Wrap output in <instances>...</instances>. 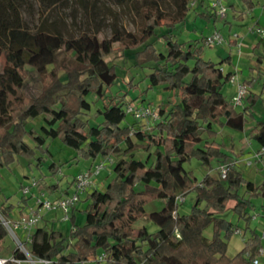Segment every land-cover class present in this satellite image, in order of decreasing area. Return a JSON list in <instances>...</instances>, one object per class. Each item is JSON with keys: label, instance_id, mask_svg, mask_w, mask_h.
<instances>
[{"label": "trees", "instance_id": "trees-1", "mask_svg": "<svg viewBox=\"0 0 264 264\" xmlns=\"http://www.w3.org/2000/svg\"><path fill=\"white\" fill-rule=\"evenodd\" d=\"M34 1L47 10L65 0ZM112 1L134 8L139 16L136 31L114 26L110 38L89 32L66 35L55 20L43 18L37 25L28 24L23 11L29 0H0V169L10 166L17 156L36 157L37 166L45 154L51 156L43 142L31 145L26 140L37 133L28 122L44 114L54 134L49 135L46 125L38 128L50 137L61 135L75 149V161L90 159L91 166L98 156L111 157L113 172L102 188L86 193L83 223H75L76 205L71 206L72 225L67 234L42 216L27 241L29 252L49 260L47 264H81L101 252L105 259L89 264H251L263 238L249 226V209L255 207L253 197L264 199V177L259 183L246 178L227 160L223 143L214 136L215 126H226L255 139L259 147L254 153L264 147V119H255L253 112L264 94V70L260 91L247 89L237 109L222 91L233 76L222 67L231 63L230 55L217 62L204 58L205 35L186 38L175 32L196 0ZM242 1L248 9L257 3ZM60 49L63 56L55 62ZM116 51L124 56L130 52L136 67L149 69L142 76L148 80L147 89L161 87L166 92L156 105V118L145 126L132 113L133 118L123 123L130 102L128 91L111 92L118 66L106 57ZM31 79H38L39 86L27 92ZM91 95L101 102L96 121L89 116L95 101L89 99ZM248 119L253 125L245 129ZM140 150L144 158L137 157ZM190 157L205 164L215 158L226 165L225 178L206 173L197 180L183 166ZM253 158L262 161L264 151ZM47 167L51 173L59 169L54 161ZM36 183L57 188V183L46 185L43 179ZM188 192H194L191 208L179 213L176 198ZM153 199H162V206L146 211L144 206ZM14 207L2 200L0 214L9 216ZM227 210L244 220L243 231L223 215ZM261 210L264 215V203ZM139 216L155 223L157 229L135 227ZM208 226L210 236L204 233ZM236 228L241 234L248 229L250 233L242 247L228 256V241ZM7 234L0 220V256L7 257L3 264H29L9 258H24L16 246L6 256Z\"/></svg>", "mask_w": 264, "mask_h": 264}, {"label": "rangeland", "instance_id": "rangeland-1", "mask_svg": "<svg viewBox=\"0 0 264 264\" xmlns=\"http://www.w3.org/2000/svg\"><path fill=\"white\" fill-rule=\"evenodd\" d=\"M214 1L215 0H202V2H200V0H196V2L193 4L194 6L190 9L187 16L189 19L187 20L189 21L188 26L193 28L192 31L195 33V35H209L213 31H219L223 37L220 43L213 45L204 44L203 57L210 58L211 60L217 62L223 57L227 56L229 53L239 55L241 57L238 68H245L246 71H250V59L254 60L256 63L254 74L258 71V76L253 79L249 89L247 86V89L253 92H259L263 82V44L261 46L257 45L249 51H242L236 45H229L230 43L228 40H230L229 33L241 30L245 33L247 32L248 36L245 38H239V40L243 41L248 47H251L252 41H257V36H259L262 41L264 40V36L255 30H249L248 25L252 24L253 21L251 16L246 15L240 19L233 16L234 11L239 12L240 10L247 9V6L242 0H223V2L226 4V12L224 16L216 14L215 11L219 8V5L217 4V6L214 8ZM255 1L258 3V5H260V7L262 5L264 6V0ZM28 4L29 5L23 11V18L26 22H28V24L33 26L37 25L43 18H47L49 21L55 20L59 28L64 31L66 35L76 36L81 32H89L95 33L100 38H110L112 36V28L114 26H119L120 28L129 31H136L138 29L139 16L137 15L134 8L130 6L125 8L119 4H116L112 0H65L63 2L57 3L47 10H41V7L34 0H29ZM203 11H210L213 12V14L210 16L203 15L201 14ZM224 18H227L228 20H225ZM227 21L231 22V30L228 29ZM184 26L185 24L183 23L182 26L178 25L175 27V32L179 37H183L184 35L180 30V28H183ZM127 54L128 55L124 56L121 55L120 52L116 51L106 57L107 59L112 60L118 66V76L115 79V83L111 87V92L122 94L125 90H127L128 93L126 97L130 99L132 104L156 106L161 101V99L165 98L166 92L161 87L147 89L146 86L148 80L146 78H142V76L148 72L149 69L146 67H136L134 65L132 54L130 52ZM62 56L63 49H60L56 53L55 62L59 61ZM2 63L3 58L0 57V68ZM48 67H51V65ZM238 68H235V65H233V67L230 69L236 70ZM236 71L237 76L239 75L238 77L240 79L247 77L245 74L241 75L238 70ZM248 74L249 77L251 73L248 72ZM239 78H232V80L230 79V81L226 82L223 86L222 91L227 99L230 100L232 95L235 93L236 84L238 83L235 82V79ZM129 80H131V84H137V86L134 88L130 87L131 84H128ZM38 86V79H31L28 82L26 90L27 92H33ZM89 99L95 100L92 104L93 106L89 116L92 118V120L96 121L98 120L96 109L97 107L101 106V102L96 99L94 95H91ZM235 106L237 109H239L242 106V103ZM253 112L255 119H264V94L262 95V99L254 105ZM43 116L44 114H41L28 122V124L36 127L37 133L33 139L26 138V140L31 145H35L38 142H43L44 146H48L51 156L45 154L41 160V164L38 166L35 165V162L38 160L36 157L27 158L24 156H17L16 160L10 166L0 169V201L4 200L11 202L15 204L16 207L22 203L20 208L24 214H27L31 208H36L37 203L35 196L39 191V187L48 197H58V195L65 193L64 189L70 184L73 176H75L76 173L86 170L90 166V159L85 160L79 158L77 161H75V158H73L76 155L75 149L64 143V141L61 139V135L50 137L51 134H54V126L46 125ZM132 118L133 116L131 113H127L126 119L123 121V123H126L127 120H131ZM247 121H249V119ZM41 125L47 126L50 136L47 134L45 135L43 130L38 128ZM215 128L217 132L215 133L214 137L217 141L223 143V150L228 154L227 160L231 162V160H233V156L240 154V150L242 149L246 157H251L252 164L247 165L246 163L237 162L234 163V166L239 171H241L246 178L251 179L255 183H259L264 177V158H262V161H259L257 159L254 160L252 156L254 154L255 148L259 147L256 140L252 138L247 142L246 138L244 139L243 136H240V132L226 126H215ZM249 151L251 152V155H249ZM136 154L138 158H144L146 155L142 150L137 151ZM118 156L119 154L116 156L114 155L112 158L115 159ZM101 159L103 158L98 156L93 161L92 165ZM51 161H54L59 165V169L55 173H51L50 170H48L47 166ZM183 166L185 169L190 170L197 180H200L206 173H209L215 177L219 176V163L215 158H211L209 164H205L197 157H190L183 163ZM112 175L113 172L111 171L110 166L105 164L101 168L97 177L100 188H102L105 182L110 179ZM32 179H43V182L46 185L57 183V188L52 189V187H43L41 183L38 186H32L31 190L33 194L27 193L25 196H23L21 192L22 185L30 183ZM68 189L69 191L72 189V184ZM85 196L86 193L81 194L80 200L76 205L75 223L77 224L84 222L85 214L83 208L86 205ZM193 200L194 192H188L185 194L179 203L178 212L187 213L191 208ZM252 202L254 203L255 207L249 209V226L250 228L255 229L260 235V232L264 226V215L261 210V204L264 203V199L261 197H253ZM24 203H26V206H24ZM162 203V199H153L146 203L144 208L146 211L159 209L162 206ZM47 212H49V223H51L53 220V226L60 228L64 234H67L69 228L72 225L70 220V209L68 211V217L65 220L61 219L62 212H60L58 209L56 211L57 215L54 214L55 211ZM40 213L44 214V210H40ZM12 214L13 211L10 212L8 217L11 218ZM223 215L238 225L242 231L244 230V220L242 218H238L237 215L231 210H227L223 213ZM140 225H145L148 231H155L157 229V225L155 223L150 220H146L143 216L135 217L134 226L138 227ZM16 231L19 235H21L18 229ZM204 233L207 236H210L211 227L208 226L204 230ZM249 233V229L245 234L234 233L228 241L226 254L228 256L234 255L242 247L244 237H247ZM14 246L15 242L8 233L3 242V248L6 250V256L9 255L10 249ZM258 258L260 260V264H264L261 259V254H259Z\"/></svg>", "mask_w": 264, "mask_h": 264}, {"label": "built area", "instance_id": "built-area-1", "mask_svg": "<svg viewBox=\"0 0 264 264\" xmlns=\"http://www.w3.org/2000/svg\"><path fill=\"white\" fill-rule=\"evenodd\" d=\"M219 5V8L215 11L217 15L224 16L226 12V4L223 0H215L213 2V7L215 8ZM250 29H253L264 36V28L261 26H252ZM223 37L219 31H213L209 35H205L204 37V44L206 45H213L216 43H220ZM247 91V85L244 82H238L236 84L235 93L232 95L230 101L234 104L242 103L243 97L245 96ZM126 111L128 113H132L136 119H139L140 122L143 123L145 126L150 120L155 119L157 116V108L153 105H144L139 104L135 105L132 102H128L126 105ZM264 151V147H261L260 151L255 152L253 157L259 158L260 154ZM237 161L234 160L233 163ZM111 163V157H104L103 159L99 160L98 162L91 165L88 169L79 171L73 180L72 189L66 193H62L58 197L50 198L48 197L45 192L40 189L35 196V200L37 203L36 208H31L27 214L24 213H17L16 217L9 218L8 216H4L0 214V220L7 229V232L11 236V238L15 242V246L23 253L24 258H15L10 256L12 260L16 261L17 263H21L22 261L28 262L29 264H47L49 260L43 258H37L31 255L27 248V241L30 238V233L32 230L38 225L42 218V213L40 210L44 211H57V209L62 212L61 219L65 220L68 217V211L71 206L76 205L77 202L80 200L81 194L87 193L92 188H100L97 176L100 173L101 168L105 164ZM247 165L252 164L251 157H247L245 162ZM219 175L221 178H225L226 176V165L219 164L218 166ZM37 186L36 180L32 179L30 183L23 184L22 194L25 196L27 193H32V186ZM177 201H181L183 196L178 195ZM20 231L19 235L16 230ZM235 233H241L240 228L235 229ZM260 237L264 238V226L260 232ZM263 252L262 247L259 248V254ZM259 256V255H258ZM255 257L252 260L251 264H260L259 258ZM7 257L0 256V264H3ZM105 253L101 252L97 256H91L81 264H89L90 262H95L97 260H104Z\"/></svg>", "mask_w": 264, "mask_h": 264}, {"label": "crops", "instance_id": "crops-1", "mask_svg": "<svg viewBox=\"0 0 264 264\" xmlns=\"http://www.w3.org/2000/svg\"><path fill=\"white\" fill-rule=\"evenodd\" d=\"M194 6V5H193ZM197 13H198V11H197ZM246 15H249V16H251L252 17V19H253V21H252V24H250V25H248V28H249V30H251V31H253V29H250V27H252V26H263L264 24H263V22H264V6L262 5L261 7H260V5H258V3H256V5L252 8V9H244V10H240L239 12L238 11H234L233 12V16L234 17H237V18H243L244 16H246ZM188 16V15H187ZM225 19V18H224ZM187 20H189L188 19V17H187V19L184 21V24H185V26L181 29V31H182V34H184L183 36H185L186 38H192V36H193V38L194 37H197L198 35H195V33L192 31L193 30V28H191V27H189L188 25H189V21H187ZM225 20H228L227 18L225 19ZM228 23H227V25H228V29H230L231 30V28H232V25H231V22L230 21H227ZM194 30H195V28H194ZM248 35H247V32L245 33V32H243V31H241V30H239V31H234V32H232V33H229V38H230V40H228V42L230 43L229 45H233V46H238L239 47V49H241L242 51H249V50H251V49H253V47H255V46H261L262 44V48L264 47V40L262 41L261 40V38H259V36H257L256 38H257V41L256 42H254V41H252V45H251V47H248L247 45H245L244 44V42L243 41H240L239 40V38H245V37H247ZM255 37V36H254ZM253 40V39H252ZM254 42V43H253ZM229 55H230V61H231V63H230V65H226L225 63L222 65V67H224V70L226 69V70H231L234 74H233V76H232V78H239L238 76H237V71L236 70H238L239 71V73L241 74V75H244L245 74V76H247L246 78L245 77H243L242 79H235V82H244L247 86H248V89H249V87H250V85L252 84V81H253V79L254 78H256L257 76H258V71H257V73H255L254 74V71H255V68H256V63H255V61L254 60H252V59H250V63H249V69H250V71H246V69L245 68H242V67H239L238 68V66H239V60H240V57L241 56H239V55H235V54H231V53H229ZM233 65H235V68H238V69H236V70H234V69H230V68H232L233 67ZM227 66V67H226ZM259 66V65H258ZM226 67V68H225ZM248 72H250L251 73V75L248 77ZM237 76V77H236ZM232 78H231V80H232ZM253 125V120L251 119V120H249V121H247L246 123H245V129H247V128H249V127H251ZM238 132H240L241 133V135L240 136H243L244 137V139L246 138V140H247V142L250 140V139H248V137H247V135H246V133L244 132V131H238ZM257 148H255V150H256ZM240 154H237V156L236 155H234L233 156V160L235 159L238 163H244L245 162V159L247 158L246 156H245V154L243 153L244 151L241 149L240 150ZM249 155H251V152L249 151ZM248 155V156H249ZM233 160H231V162L233 161ZM236 162V163H237ZM98 177V176H97ZM103 185V184H102ZM69 190V189H68ZM59 196V195H58ZM27 203V202H26ZM26 203H24V206H26L25 204ZM20 205L22 206V203L21 204H19L18 205V207H14L13 208V214H12V218H14V217H16V215H17V213H22V211H21V208H20ZM77 205V204H76ZM15 213V214H14ZM54 214L55 215H57V213L56 212H54ZM48 215H49V212H45L44 211V214H42V216H43V218H48L47 220H49L50 221V219H49V217H48ZM53 221V220H52ZM51 221V222H52ZM264 223V222H263ZM264 225V224H263ZM262 248H263V252L261 253V259H262V261H263V263H264V238L262 239Z\"/></svg>", "mask_w": 264, "mask_h": 264}]
</instances>
